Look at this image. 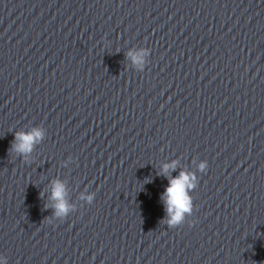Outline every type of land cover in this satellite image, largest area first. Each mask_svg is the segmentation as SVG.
Segmentation results:
<instances>
[{"label": "clouds", "instance_id": "1", "mask_svg": "<svg viewBox=\"0 0 264 264\" xmlns=\"http://www.w3.org/2000/svg\"><path fill=\"white\" fill-rule=\"evenodd\" d=\"M149 55L147 49H139L136 51L129 50L127 57L135 64L139 69H143L146 63V57ZM44 137L43 129L38 126L32 127L28 131H16L14 133V140L12 141L10 151L18 154L21 158L25 159L33 152L34 147L39 144ZM177 167V161H172L169 164L163 166L162 172L164 175H168L170 170H175ZM207 161H203L199 164L198 169L201 173L207 171ZM197 187V179L195 174L180 171L179 175L170 178L168 181V187L165 189L162 199L166 206V212L168 215L167 223L169 227H175L180 225L186 214H191L193 209V201L189 192ZM66 185L61 180H55L52 182L51 201L54 203L51 205L54 209L53 215L56 217H65L72 210L71 204L66 199ZM87 199L89 203L92 202L93 196L82 197ZM2 264H7L6 257H0Z\"/></svg>", "mask_w": 264, "mask_h": 264}]
</instances>
